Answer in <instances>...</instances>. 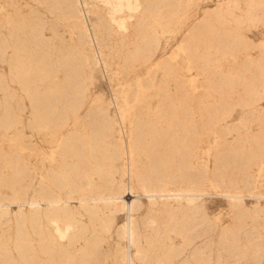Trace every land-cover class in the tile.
<instances>
[{"label": "bare ground", "instance_id": "obj_1", "mask_svg": "<svg viewBox=\"0 0 264 264\" xmlns=\"http://www.w3.org/2000/svg\"><path fill=\"white\" fill-rule=\"evenodd\" d=\"M197 1L0 0V128L23 136L16 82L27 127L49 144L31 193L30 153L0 151V264H264V225L244 220L247 196L264 216V181L251 191L264 180V53L245 33L264 23L263 1L217 0L154 58L158 26ZM114 64L123 82L105 101L90 86ZM209 132L234 139L214 150L211 177ZM212 182L226 223L204 213Z\"/></svg>", "mask_w": 264, "mask_h": 264}, {"label": "rangeland", "instance_id": "obj_2", "mask_svg": "<svg viewBox=\"0 0 264 264\" xmlns=\"http://www.w3.org/2000/svg\"><path fill=\"white\" fill-rule=\"evenodd\" d=\"M216 1L217 0H198L196 4L190 7V10L188 11L189 13L179 17L180 19L172 29L162 31L161 27L158 26L157 29L160 32L159 44L154 54V58H159L160 56H170L172 51L181 44L184 34L191 27L193 22L197 21L202 16L203 9L207 7H212ZM262 1L264 8V0ZM191 14H193L194 16L190 17ZM245 33L254 43V46L253 48L250 49L249 53L251 52L250 54H252L253 56L259 54L260 51L264 53V23L262 24V22L261 23L258 22L256 25L248 26V28L245 30ZM115 65L116 64H114V66ZM6 67L7 65L5 63H0L1 70H6ZM144 67L145 65H139L137 69L139 70L143 69L142 71H144L145 70ZM114 68L116 73L114 74L113 77H110L109 74H105L104 71H101L103 69H95L94 71L95 81L92 84L93 86H90V89L94 92V94L101 93L102 98L105 101L112 98V90L117 87L118 82H123V79L121 80V77L123 76L122 74L123 72L120 70L119 67L115 66ZM132 72L133 71L128 72L129 73L128 78L131 80L133 79L134 76ZM160 75H161V70L157 69L155 71V76L159 77ZM188 76H190V74ZM11 87L14 89V93H16L15 94L16 99L14 98L12 102L18 103L13 105L15 106V108H17V112L20 114L21 120L23 121V123H25V125L22 128L23 136L15 138L14 141L12 139L13 129H8L4 131L3 128H0V151H8L13 149L18 152H23L25 154L30 153L29 158L31 160L32 169L34 172V176L36 175V177L33 178V185L29 187L28 190L29 193H31L33 191L32 189L37 185L39 179H41V158H40L41 148H43L44 150H48L49 144L47 142L41 143V132L37 133L36 131L34 130L32 131L31 128L27 127V120L30 115L29 101L22 93L19 85L16 82L11 83ZM19 98L21 99L19 100ZM21 104L22 105L24 104L23 106L25 107V108L22 107V110H20L21 107L19 106ZM261 105L264 106V98L261 101ZM241 113H242V109L240 108L234 110L232 112L231 117L227 119V123L231 125L241 116ZM208 134L205 135L207 136L206 143L208 146L205 145L206 149L202 153V159L207 167L208 170L207 174L209 177H211V169L213 162L211 156H213L214 150L219 144L223 143L226 140L234 144V139H233V133H228L220 138L216 137V134L214 132H209ZM25 144L31 145V148H29ZM256 177H257V182L255 184V187L251 191H256L258 189L263 188L262 182L264 180L262 175L261 176L256 175ZM205 189H206V195L203 196V206H204V213L207 216V218L213 222L215 221L216 223H226L230 221L231 220L230 215L232 214L230 213V208L227 199L220 195L221 193L220 187L215 182H212V183H208L205 186ZM7 193H10V191H8ZM253 204H254V199H252L250 196L244 198V205L247 208L246 215L248 216L244 220L251 225L253 222L256 226L264 225V216L263 214H261L262 212L261 211H260L261 213L255 212L253 209ZM260 204L263 205L262 200L260 201ZM11 208L15 210L16 206L12 205ZM259 217L262 218V220L259 219ZM121 221H122V214L120 213L116 216V222L120 223ZM216 223L211 222V225L214 226L216 225Z\"/></svg>", "mask_w": 264, "mask_h": 264}]
</instances>
